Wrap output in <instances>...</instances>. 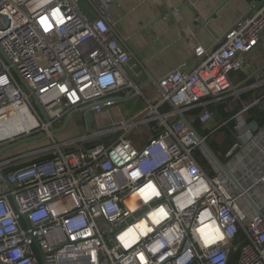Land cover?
Returning <instances> with one entry per match:
<instances>
[{
	"label": "built area",
	"instance_id": "2783aa9c",
	"mask_svg": "<svg viewBox=\"0 0 264 264\" xmlns=\"http://www.w3.org/2000/svg\"><path fill=\"white\" fill-rule=\"evenodd\" d=\"M110 1L91 0L104 8ZM79 3L0 0V124L33 120L13 141L40 134L48 141L0 158V264H264V216L179 119L203 108L196 119L206 126L214 121L209 106L264 87V71L249 87L229 77L249 75L247 56L264 35V4L215 50L196 47L195 66L163 77L151 102L127 75L130 53L109 23L91 20ZM138 97L144 108L131 119L96 123L97 115L113 118L114 108ZM261 101L232 118L238 141L226 158L264 214V125L244 119ZM77 109L84 132L63 138L79 125ZM70 114L67 129L54 132ZM140 127L148 131L142 146L130 139ZM198 151L213 174L199 164Z\"/></svg>",
	"mask_w": 264,
	"mask_h": 264
},
{
	"label": "crops",
	"instance_id": "0c3cea01",
	"mask_svg": "<svg viewBox=\"0 0 264 264\" xmlns=\"http://www.w3.org/2000/svg\"><path fill=\"white\" fill-rule=\"evenodd\" d=\"M82 1H85L80 6L82 11L91 20L103 18L109 23L112 34L143 64L151 80L157 82L178 68L192 69L196 64V47L215 50L228 31L251 14L253 6L264 4V0H111L108 8L98 2L95 8ZM258 61L251 62L248 76L235 73L233 85L249 87L246 84L250 80L256 82L264 71V63ZM125 70L142 90L157 91L132 57ZM239 74L247 79L240 82ZM81 132L79 125L71 124L63 138Z\"/></svg>",
	"mask_w": 264,
	"mask_h": 264
},
{
	"label": "trees",
	"instance_id": "16d2710c",
	"mask_svg": "<svg viewBox=\"0 0 264 264\" xmlns=\"http://www.w3.org/2000/svg\"><path fill=\"white\" fill-rule=\"evenodd\" d=\"M234 75L235 73H231L229 75L230 80L232 82ZM246 79L247 76H245L244 74H239L240 82H244ZM254 82L255 80H250L246 85L251 86L254 84ZM257 98H262V101L257 106L250 108L244 114V119L248 123L255 122L259 127H262L264 125V87H262L261 89L256 88L252 90H247L241 93L239 96H231L216 105L209 106L208 110L213 113L214 119H216L217 122V126L214 128L206 129V127H204L196 119L199 114L204 110L203 108L191 110L186 114L188 119H196L194 121L195 128L201 134V136L206 139L207 143L210 145L212 150L216 153V155L223 163H228L226 154L238 141L236 121L232 118L235 114L242 110L244 105L251 104ZM195 157L205 171L209 172L210 174H213L209 162L199 151L195 154ZM28 163L30 162L21 164V166H24ZM16 168V166H12L8 169L14 170Z\"/></svg>",
	"mask_w": 264,
	"mask_h": 264
},
{
	"label": "rangeland",
	"instance_id": "374dc122",
	"mask_svg": "<svg viewBox=\"0 0 264 264\" xmlns=\"http://www.w3.org/2000/svg\"><path fill=\"white\" fill-rule=\"evenodd\" d=\"M83 3H85V1L81 2V0H80L79 4L81 7H83ZM257 59H259L258 62L264 63V36H263V43L259 44V46L256 48V52H254V54L251 53L247 56L248 65L250 66L251 62H253V61L255 62ZM143 92L151 102H155V97L158 94L156 90L154 92H153V90L152 91L143 90ZM142 107H144V104L142 102V99L140 97H138L134 101L122 103L118 107L114 108L112 110V113L115 117H113V118H111L110 116L108 117V115L106 113H102L100 115H97L95 117L96 123L101 127L102 126L107 127L111 124L112 125L118 124L119 123L118 120H120L121 118L124 120L131 119L133 116L138 114L140 110H142ZM119 114L122 117H120ZM75 117H76L77 122L79 123L80 131H82L81 133H83L84 132V121H83L82 113H76ZM216 126H217V122H216V120H214L211 123L207 124L205 127L206 128H214ZM146 134H148L147 129L140 127L138 130L134 131L131 134L130 139L136 145L142 146L143 143L146 142ZM64 135H66V134H64ZM16 138H18V137H14L13 139H7V140L1 141L0 147L11 142V141H13ZM239 138H241V140H243V141H245V139H246L243 137L242 134H239ZM45 145H48V141L45 138H43L37 142H31L28 144H23V145L19 146L18 148L12 150L10 153L7 152L4 157H6L8 155L12 156V157H17L18 155H24L33 149H36L40 146H45ZM35 158H36V155H32L29 158L24 159L23 161L27 162L29 160H34Z\"/></svg>",
	"mask_w": 264,
	"mask_h": 264
},
{
	"label": "water",
	"instance_id": "95a60500",
	"mask_svg": "<svg viewBox=\"0 0 264 264\" xmlns=\"http://www.w3.org/2000/svg\"><path fill=\"white\" fill-rule=\"evenodd\" d=\"M86 1H88L93 7L96 8V6L91 2V0H86ZM113 32L115 33L116 36H118L114 30H113ZM126 49L130 53L131 57L135 61H137L139 63L141 68L144 70V73L147 76V78L151 80V76L148 73V71L144 68L143 64L136 58V56H134V54L129 50V48L127 46H126ZM151 81H152V84L156 87V89L159 92H161L160 86H159V82L153 81V80H151ZM171 107L174 110H178L179 109L174 104H171ZM40 109L43 111L42 107H40ZM79 111H83V110L77 109L74 112L77 113ZM43 115H44L45 119L48 121V118L44 114V112H43ZM71 117H72V114H70V115H68L66 117V119L64 121V124H63V127L60 130H54L53 129V131L54 132H62L65 129H67V127H68V125L70 123ZM179 119L182 120L185 124H187L193 130V132L195 133V136L198 138V140L201 141V145H202L203 151H204L205 155L207 156V158L209 159V161L213 165H215L224 174V176L237 188V190L240 193H242L244 195V197L250 203L251 207L255 210V212L258 215H260V216H264L262 210L259 208L257 203L251 198V196L245 192L243 186L240 184V182L237 180V178L234 176V174L230 171V169L228 168L227 164L223 163L219 159V157L216 155V153L212 150L210 145L207 143L206 139L203 138L201 136V134L197 131V129L194 126V121L189 120L184 113H179ZM44 136H45V134H40L38 136L26 137V138H22V139L17 140V141L9 142V143H7V144H5V145L0 147V158L3 157L7 152H10V151L18 148L19 146H21L23 144H28V143H31V142H33L35 140L42 139V138H44ZM1 175L5 179V182L8 184V181L6 180L4 175L3 174H1Z\"/></svg>",
	"mask_w": 264,
	"mask_h": 264
},
{
	"label": "bare ground",
	"instance_id": "6f19581e",
	"mask_svg": "<svg viewBox=\"0 0 264 264\" xmlns=\"http://www.w3.org/2000/svg\"><path fill=\"white\" fill-rule=\"evenodd\" d=\"M35 121L20 122L19 120L7 121L0 124V142L7 139H13L19 134L30 131L35 126Z\"/></svg>",
	"mask_w": 264,
	"mask_h": 264
}]
</instances>
